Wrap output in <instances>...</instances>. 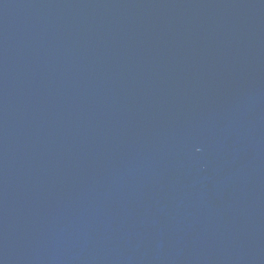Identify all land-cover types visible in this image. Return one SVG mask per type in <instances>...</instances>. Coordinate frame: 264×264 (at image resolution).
<instances>
[{
	"label": "water",
	"instance_id": "water-1",
	"mask_svg": "<svg viewBox=\"0 0 264 264\" xmlns=\"http://www.w3.org/2000/svg\"><path fill=\"white\" fill-rule=\"evenodd\" d=\"M0 264H264V0H0Z\"/></svg>",
	"mask_w": 264,
	"mask_h": 264
}]
</instances>
